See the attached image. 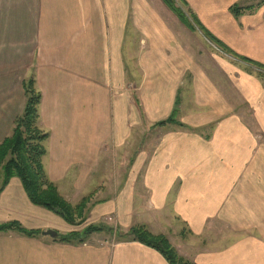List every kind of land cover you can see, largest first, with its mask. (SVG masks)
Instances as JSON below:
<instances>
[{
	"label": "crops",
	"instance_id": "1",
	"mask_svg": "<svg viewBox=\"0 0 264 264\" xmlns=\"http://www.w3.org/2000/svg\"><path fill=\"white\" fill-rule=\"evenodd\" d=\"M185 1L233 54L162 0H0V143L34 75L45 171L72 205L90 197L72 226L12 178L0 224L41 234L0 232V264H169L118 239L137 226L195 264H264V71L242 60L264 65V0ZM173 114L183 127L158 126Z\"/></svg>",
	"mask_w": 264,
	"mask_h": 264
},
{
	"label": "trees",
	"instance_id": "2",
	"mask_svg": "<svg viewBox=\"0 0 264 264\" xmlns=\"http://www.w3.org/2000/svg\"><path fill=\"white\" fill-rule=\"evenodd\" d=\"M168 8L181 20V22L194 31L196 28L213 43L222 48L225 52L231 53L222 42L210 34L200 23L194 12L189 8L185 0H162ZM177 1L181 6L177 5ZM255 7L242 8L234 6L231 8L235 16H240L247 11H253ZM243 61L251 63L264 71V65L255 63L249 59L242 58ZM23 90L26 98L24 110L19 115L13 125L11 134L0 143V171L4 172V178L0 187V194L8 186L11 179H20L23 188L35 206L48 209L61 216L72 226H81L86 221V212L90 202V197L83 198L78 204L72 205L63 198L57 186L50 181L43 164V159L47 153L45 142L49 135L38 126L39 106L42 95L36 88L34 78L23 82ZM175 114V111H174ZM174 114L166 121L158 123V126L178 123ZM104 226H89L81 232H73L59 236L60 241L67 243H84L87 237L95 232L104 231ZM18 232L28 237L40 235L37 230L25 229L18 222L0 224V232ZM123 239L138 241L156 251H158L169 264H195L184 257L174 248L168 239L163 235L152 234L145 226L133 227Z\"/></svg>",
	"mask_w": 264,
	"mask_h": 264
},
{
	"label": "rangeland",
	"instance_id": "3",
	"mask_svg": "<svg viewBox=\"0 0 264 264\" xmlns=\"http://www.w3.org/2000/svg\"><path fill=\"white\" fill-rule=\"evenodd\" d=\"M177 5L178 6H181V4L179 3V1H177ZM31 78H34V75H32V76H29V79H31ZM39 126V125H38ZM40 128V127H39ZM3 178H4V172L3 171H0V187H1V184H2V181H3ZM90 203V202H89ZM86 222V221H85ZM121 236H118V239H122L123 237H121Z\"/></svg>",
	"mask_w": 264,
	"mask_h": 264
},
{
	"label": "water",
	"instance_id": "4",
	"mask_svg": "<svg viewBox=\"0 0 264 264\" xmlns=\"http://www.w3.org/2000/svg\"><path fill=\"white\" fill-rule=\"evenodd\" d=\"M43 235H44V236H50V237H52V238H57V237L59 236L57 232L52 231V230H49V231L43 232Z\"/></svg>",
	"mask_w": 264,
	"mask_h": 264
}]
</instances>
